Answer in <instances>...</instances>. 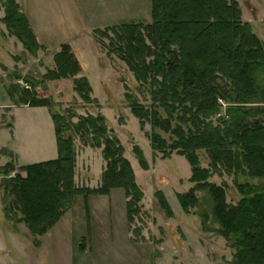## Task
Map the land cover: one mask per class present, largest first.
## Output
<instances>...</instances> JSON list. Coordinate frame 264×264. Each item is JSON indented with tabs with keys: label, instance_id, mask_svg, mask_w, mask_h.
<instances>
[{
	"label": "trees",
	"instance_id": "obj_1",
	"mask_svg": "<svg viewBox=\"0 0 264 264\" xmlns=\"http://www.w3.org/2000/svg\"><path fill=\"white\" fill-rule=\"evenodd\" d=\"M2 5L1 21L9 34L28 53L36 55L42 46L20 4L3 0ZM97 32L108 40L104 45L109 54H116L141 92L149 94L148 104L130 92L126 98L141 126L151 125L148 136L152 149L161 152L163 158L176 152L191 165L189 180L193 186L177 194L182 210L189 213L200 203L197 193L206 191L212 217L205 212L204 224L212 218L233 249L227 264H264V182L239 180L244 176L264 181V119L256 117L264 114V44L250 23L243 21L238 1L151 0L149 22H121ZM54 63L44 79H72L74 90L84 102L96 101L91 98L88 78L80 76V64L68 44L54 55ZM25 80L31 87L40 84L28 77ZM17 91L18 86L10 87L12 100ZM22 92L19 105L49 109L57 158L23 166L24 176L17 173L3 181L7 216L17 217L39 246L38 238L72 209L77 196L88 202L90 196L123 189L131 225L144 195L124 156V147L110 134L105 117L88 114L73 122V113L57 110L47 98ZM221 101L226 105L225 113ZM158 130L170 134V141ZM74 136L89 139L92 147L102 150L106 165L97 188L75 183ZM200 150L207 152L209 167H202ZM134 151L139 163L147 168L143 152L139 148ZM13 168L8 162L0 172L7 175ZM223 172L233 176L241 194L236 203L227 201L225 186L210 181L213 174ZM155 197L160 207L172 214L163 192L156 191Z\"/></svg>",
	"mask_w": 264,
	"mask_h": 264
},
{
	"label": "rangeland",
	"instance_id": "obj_2",
	"mask_svg": "<svg viewBox=\"0 0 264 264\" xmlns=\"http://www.w3.org/2000/svg\"><path fill=\"white\" fill-rule=\"evenodd\" d=\"M237 1L243 21L250 23L264 44V0ZM17 2L42 49L32 55L9 34L1 21L4 7L0 0V148L21 150L19 165L13 156L12 160L9 158L6 150H0V166L12 162L13 171L24 176L21 168L25 164L47 160L44 156L55 155L57 149L49 109L19 105L24 90L38 98L49 99L57 110L73 113L76 116L73 122H77L79 116L102 114L110 134L124 147V156L144 196L139 204L140 212L131 225L123 189H113L109 195L90 196L88 202L83 196H77L72 209L38 238L40 245L37 246L26 226L17 217L7 216L3 181L8 174L0 172V264H227L231 261L233 249L219 234L218 225L212 218L204 224L205 212L212 217L207 192L197 193L200 203L189 213L182 210L177 194L193 186L189 180L191 165L185 156L176 152L163 158L161 152L152 149L148 136L151 125L141 126L126 98L130 92L148 104L149 94L141 92L135 77L116 54H109L104 45L108 40L97 32L121 22H149L151 0ZM63 44L71 47L82 70L80 76L87 77L91 84V98L96 99L95 102H84L74 90L72 79H44L48 70L55 67L54 55ZM24 77L40 81V84L26 90L21 83H26ZM12 85L19 87L14 101L9 93ZM221 104L222 113H225L226 105L222 101ZM261 106L264 109V104ZM218 117L213 122L216 123ZM256 117L264 119V114ZM158 132L170 141V134ZM74 144L76 185L99 187L106 165L102 150L92 147L89 139L78 136H74ZM136 148L143 152L147 168L139 163ZM198 153L202 167H209L207 152L200 150ZM29 156L39 159L34 161L28 159ZM239 180L253 184L264 182L244 176ZM210 181L226 187L228 202L236 203L241 198L233 176L215 173ZM156 191L163 192L172 214L168 215L160 207Z\"/></svg>",
	"mask_w": 264,
	"mask_h": 264
},
{
	"label": "crops",
	"instance_id": "obj_3",
	"mask_svg": "<svg viewBox=\"0 0 264 264\" xmlns=\"http://www.w3.org/2000/svg\"><path fill=\"white\" fill-rule=\"evenodd\" d=\"M19 3V2H18ZM26 106V105H25ZM54 137H55V131H54ZM56 140V139H55ZM20 148H17V149H12V148H10V147H5V146H2L1 148H0V150H6L8 153H9V155H10V157L9 158H11L12 156V158H13V160H15V162H16V160H17V162H16V165H19L18 164V160H19V158H20V156H21V154H20V151L21 150H19ZM57 149L55 150V155L54 154H52V153H50L49 154V156H44L45 158H43V159H49V160H52V159H55V157H57ZM4 156H6V155H4ZM47 157H49V158H47ZM12 158H11V160H12ZM28 159H32V160H34L35 158H32V157H27ZM39 158L37 157L36 158V160H34V161H37ZM10 160V159H9ZM47 160H43V161H47ZM42 161V162H43ZM8 162H6V164H7ZM34 163H39V162H34ZM25 165H28V164H25ZM4 166V165H3ZM3 166H0V167H3Z\"/></svg>",
	"mask_w": 264,
	"mask_h": 264
},
{
	"label": "built area",
	"instance_id": "obj_4",
	"mask_svg": "<svg viewBox=\"0 0 264 264\" xmlns=\"http://www.w3.org/2000/svg\"><path fill=\"white\" fill-rule=\"evenodd\" d=\"M21 83H22V86H23L26 90L31 89V86H30L29 83H23V82H21ZM17 173H18V172H17L16 170L11 171V172L8 174V177H9V178L16 177V174H17Z\"/></svg>",
	"mask_w": 264,
	"mask_h": 264
}]
</instances>
